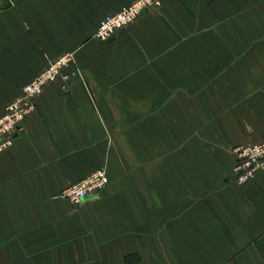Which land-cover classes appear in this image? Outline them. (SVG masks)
<instances>
[{
  "label": "crops",
  "instance_id": "1",
  "mask_svg": "<svg viewBox=\"0 0 264 264\" xmlns=\"http://www.w3.org/2000/svg\"><path fill=\"white\" fill-rule=\"evenodd\" d=\"M131 1L0 0V115L76 56L0 154V264H264V174L233 176L264 138V0H163L97 41Z\"/></svg>",
  "mask_w": 264,
  "mask_h": 264
},
{
  "label": "built area",
  "instance_id": "2",
  "mask_svg": "<svg viewBox=\"0 0 264 264\" xmlns=\"http://www.w3.org/2000/svg\"><path fill=\"white\" fill-rule=\"evenodd\" d=\"M163 0H132L118 12L106 15L100 22L94 38L106 42L115 33L134 23L144 13L160 9ZM76 64L74 52L65 53L50 59L46 68L28 82L22 92L0 115V154L13 143L15 136L23 127L27 118L36 111L37 99L50 84L60 78L69 80L73 73L68 68ZM236 163L233 168L234 180L246 183L258 174H264V138L257 143L236 146ZM109 176L107 170L99 168L89 176L70 184L62 190L60 196L74 205H81L90 196H97L107 189Z\"/></svg>",
  "mask_w": 264,
  "mask_h": 264
},
{
  "label": "water",
  "instance_id": "3",
  "mask_svg": "<svg viewBox=\"0 0 264 264\" xmlns=\"http://www.w3.org/2000/svg\"><path fill=\"white\" fill-rule=\"evenodd\" d=\"M102 109H103V112L106 114V116H107L108 118H110V117H111V114H110V112H109L107 106L105 105V103H104L103 101H102Z\"/></svg>",
  "mask_w": 264,
  "mask_h": 264
}]
</instances>
